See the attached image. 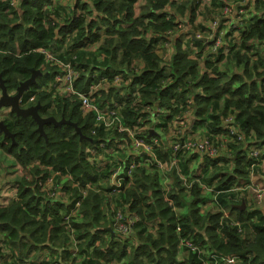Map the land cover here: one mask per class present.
<instances>
[{
	"label": "clouds",
	"instance_id": "9594fccd",
	"mask_svg": "<svg viewBox=\"0 0 264 264\" xmlns=\"http://www.w3.org/2000/svg\"><path fill=\"white\" fill-rule=\"evenodd\" d=\"M0 4L5 5L0 8V11L9 17L12 9H16L17 16L21 18V24H25L19 0H10V2L0 0ZM224 4L223 9L219 6L201 5L200 9L193 13L194 19L189 21V8L183 0H177L176 8H169V5L153 0L149 7L154 12L158 8L166 9L169 12V20L174 13L175 19L182 22L178 28L164 29L156 33L168 41L163 46L166 54L159 58L166 69L165 76L169 75L174 68L179 71L184 70L179 58L175 65L168 58L176 44V37H180L182 42L178 51L186 52L187 59L193 64L199 67L205 57L211 62V67L207 69L209 77L216 75L214 69L219 67L216 64V57L223 51L222 46L228 48L235 45L237 52L240 53L241 62L253 59L251 55L245 56L243 50L250 43L246 37L254 35L259 27L256 21L264 18V10H258L259 5H264V0H259V4L257 0H224ZM89 7L92 17L99 19L100 16L105 15L98 12L94 0H89ZM72 12L73 9L63 0H46L39 15L43 17L44 29L51 31L56 28L61 19L68 18ZM33 15L29 13L28 19L31 20ZM112 15H122V13L114 11ZM104 27L105 25L101 24V29ZM229 29L232 30L231 33ZM259 30L264 33V28ZM56 35L53 32L54 38ZM200 36L206 37L203 41L206 47L202 54L197 47L201 41L196 39ZM23 38V33L11 40L7 35L0 36V40L4 41V44L0 46V103L6 100L9 104L8 108L3 109V117L0 118L5 119L11 125L13 132L24 138L23 144L26 147L16 145L13 155L24 164V179L30 185L33 196L42 197L49 208L57 202L62 205L66 210V221L63 224V230L56 233L51 219L46 215L44 218L39 215L29 217L24 212L23 202L16 200L14 193H7L13 196V200L9 203L18 206L15 216L17 223L11 229L12 236L0 233V264H78L75 257L80 255L79 247L84 249L83 254L87 257L86 264H120L119 248H124L131 255L137 250L138 245L147 253V256L137 252L132 264H174L180 244L187 246L188 253L198 251L204 264H243L239 252L257 243L251 228L255 219L253 217L248 221L247 230L243 227L237 228V221L244 220L245 217L237 216L235 212L230 214L229 206H220L219 201H216V204L220 206L222 216L216 222L215 232L211 234V237L206 229L212 221L198 214L189 217L190 220L195 221V227L183 240L174 234L158 232L153 228L147 236V240L152 241L153 246L148 248L143 233L136 230V221H140L142 217L145 226H150L146 208H150L151 213L158 218L163 206L171 209L177 231H179L183 217L177 202H180L181 207H187L179 200V197H170V192L177 191L171 184H159L160 198H156L152 189L157 185L146 183L151 179L148 176L150 169L155 171L156 178L159 180L174 168L173 179L182 182L186 193L208 191L209 184L203 172L199 173L200 180L192 179L195 166L188 159L189 152L198 153L203 161L205 155L232 157L235 149L243 148L248 158L257 163V167L250 170L264 174V147L249 145V140H257V136L251 128L242 126L236 120L238 109L230 107L228 114L220 115L217 121L233 139L211 136L205 138L195 135L192 121L196 120V114L202 110L201 104L195 97L197 92L203 96L204 90L194 86L195 78L191 73L183 82V87L178 88L174 97L169 98L160 95V92L164 91L166 80H160L158 85L152 82V87H149L147 83H134L137 73L142 72L147 65L140 62L139 54L132 50V45L126 40L119 41L113 60L100 69L102 75L96 76L93 72L91 79L84 77L86 84L75 82L73 86L74 76L68 79H62L59 76L45 77L40 71L33 73V79L28 80L26 76L17 74L31 70L27 64L21 63L18 45ZM209 41H214V45L207 46ZM108 47L110 48L111 44ZM253 48L256 54L255 70L251 64L245 68L242 63H236L235 60L228 61L226 72L229 79L232 73H236L241 78V82L247 84L251 79L257 78V73L264 75V40H256ZM64 59L66 63L70 62L68 55H65ZM37 67L48 71L52 65ZM5 74L9 77L7 86H5ZM140 80L143 81L144 77H140ZM16 89H19L18 95L13 94ZM215 91L219 92L220 89L216 88ZM229 99L236 98L230 96ZM146 100L150 103L146 104ZM28 104L40 105V107H31L28 113L20 112V109ZM13 108L15 112L11 111ZM42 108L44 114L55 116L57 119L42 120L40 116ZM122 109L126 110L125 115L131 113L133 118L132 131L127 134L120 131L124 126L120 119ZM203 110L209 113L219 112L218 109L207 105ZM16 113L25 117L31 113L35 119L18 120ZM173 113H178L180 119H170ZM72 121L76 123L73 124ZM36 123L41 126V132L45 123L54 124L57 129H64L67 126L68 129L76 130L63 133L65 138L61 143L64 147H58L56 151L63 152L65 155L54 158L52 167L47 169L46 177L33 175L32 165L29 164V160L37 159L45 150L39 141L33 144ZM256 127L261 135H264V128L259 124ZM157 129H159L158 134ZM182 139L187 143H182ZM0 141H4L3 147L7 151L10 142L5 140L3 132H0ZM77 166L80 169L79 173L76 170ZM235 166L237 165H233ZM17 168L19 169V165ZM54 169L59 172V178L55 182L52 180ZM106 169L108 172L105 175ZM19 174V171L15 173L17 176ZM65 176L68 179L67 187L60 183ZM125 177L131 178L125 184V190L131 187L138 193L137 202L140 206L135 212L127 206L126 201L121 199L114 200L108 197L105 203L104 185H108L111 192L115 194L121 189ZM11 178L5 166L4 173L0 175V188L6 190ZM215 187L216 183L213 181L211 188L215 190ZM145 188L149 190L148 205L142 203L145 199L142 195ZM249 191V189L233 186L231 188L232 202L239 203ZM93 204L96 206L95 212L89 210L84 213L90 218L94 217L92 223L87 226V236L92 239L86 241L85 238L80 237L74 243L76 233L72 231L73 226L68 221L76 217L82 206L91 207ZM252 207L259 208L261 215H264V195L252 203ZM217 210V207L212 208L213 213ZM200 212L203 213L204 209L201 208ZM156 222L158 223V219ZM33 225H41L42 228H34ZM105 225L108 226V232L113 229L118 230V234L112 237L113 242L118 246L112 255H109V240L104 234ZM234 232L241 239L237 240L233 235ZM197 233L199 234L197 242L200 239L208 241L199 249L192 241V237ZM220 243L223 244V248L219 246ZM69 249H76L71 253L74 257L71 260L67 255ZM188 253L184 254L185 257ZM246 255L251 261L256 253L253 251ZM100 257L103 258L100 259Z\"/></svg>",
	"mask_w": 264,
	"mask_h": 264
},
{
	"label": "trees",
	"instance_id": "16d2710c",
	"mask_svg": "<svg viewBox=\"0 0 264 264\" xmlns=\"http://www.w3.org/2000/svg\"><path fill=\"white\" fill-rule=\"evenodd\" d=\"M140 0H94L95 6L100 13H105V15L100 16L99 19L91 16V8L89 7V0H75L72 7L73 12L71 15L65 19L64 23L60 26H56L54 30H45L43 27V17L39 15L40 9L44 6L46 0H26L21 3V9H23V15L25 19V24H21L20 16H17L15 12H11L13 16H8L1 11L0 13V36L7 35L8 38L14 39L17 36H20L23 33L24 38L19 41V49L21 56V63L27 64L30 67V71L17 73L18 75H24L29 79L34 70H41L38 65H44L43 55L37 50L40 48H53L56 52L60 54L61 57L65 55L69 56V59L74 62L77 69L81 72V80L78 82L81 84H86L87 81L84 80V77L87 76L91 79L92 73L95 72L103 74L100 69L105 67L107 63L114 58V52L118 47L119 41L126 40L132 45V50L139 54V58L143 59L144 64L147 66L143 69L142 72L137 73V79L134 83H147L149 87L153 86L152 82H155L157 85L160 80H166L164 84V91L160 92V95L165 98L174 97L175 91L183 87V82L187 79L188 75L191 73L194 80V86L199 89L204 90V95L201 96L200 92H197L195 99L201 104V111L196 114V117L199 119L196 121L197 125L202 126L206 130H209L210 133L214 135H220L223 131L222 125L218 124L217 121L220 115H226L229 108L238 109L236 112V120H238L242 126L246 128H251L252 132L257 136V140H251L252 145H264V135H261L256 125L259 124L260 127L264 128V75L257 73V78L251 79L249 83L241 82V78L236 73H232L231 79L227 77L226 69L228 67V61L235 60L236 63H242V65L247 68L249 64L252 65L253 70H255L256 60H255V51L253 44L256 40H264V33L260 32V28H264V18L257 20L256 23L259 26L252 36L246 37V40L249 41L248 45L244 47L243 54L245 56L251 55L252 60L240 61V53L237 52L235 45H232L228 50L227 55L224 54V49L216 57V64L219 67L215 68L214 71L216 75L213 77L208 76L207 69L211 67V62L205 57L203 60V68L198 67L193 64L191 60L187 59L186 52H180L178 49L182 46L181 38L176 37V44L174 46L175 53L172 57L171 62L173 65L177 63L178 58L179 62L184 66L183 71L174 70L167 76H165L166 69L163 66V62L160 57L156 54V46L163 41H167L166 38L157 35V32H162L164 29L178 28L181 24L180 21L175 19V14H172L171 20L168 19L169 12L166 9L158 8L155 12L152 10L149 5L153 3V0H150L147 4L148 11L143 13V11L137 15L136 14V5ZM158 3H164L169 5V8L177 7V0H157ZM259 4V0H257ZM195 7L191 6L189 8V21L194 19L193 13L196 12L200 7V2L196 0ZM222 5V3H221ZM258 10H264V5H259ZM114 11L122 13V15H112ZM33 13V18L28 19V14ZM79 13V14H77ZM256 19L255 17L253 18ZM49 23H51L49 21ZM11 24V27H9ZM101 24L105 25L101 29ZM159 25V27H157ZM53 32L57 35L53 37ZM243 35V34H242ZM197 39V38H196ZM201 41L200 39H197ZM56 42V43H55ZM95 48H92L93 45L100 43ZM4 44L3 40H0V46ZM66 45V48L61 49L60 46ZM111 44L109 48L108 45ZM197 47L200 49L201 54L206 45L201 41L197 44ZM92 49V50H91ZM220 51V50H219ZM31 53V55H28ZM147 53V54H145ZM74 57V59H72ZM226 62V69L223 70L221 65ZM195 70V71H194ZM46 71L45 77H52L49 72ZM140 77H144V80L141 81ZM5 84L9 80L8 75H4ZM216 88H219L220 91H215ZM17 90V89H16ZM14 91V93L16 92ZM13 93V94H14ZM234 97L236 99L230 100L229 97ZM146 104L150 101H145ZM32 104L24 105L23 107L31 106ZM213 107L218 109V113H209L204 111V106ZM47 107V105L45 106ZM124 113L126 110H123ZM41 116L49 117L52 115L44 114L43 108L41 109ZM178 113H173L170 115V119H174ZM2 117L3 114L1 113ZM55 117V116H54ZM128 126L132 127V114L129 113L126 115ZM57 118V117H56ZM7 125L9 131L14 134L16 143L14 144L10 137H4L5 140L10 142L9 148L7 151L3 147L4 141H0V149L11 155L15 158L18 164L24 167V164L13 155V150L16 148V145H26L23 144L24 138L19 136L17 133L12 131L11 125L3 118H0ZM32 119L30 117L20 118L18 120ZM33 120V119H32ZM76 123L75 121H72ZM211 126V127H210ZM84 127V125H80ZM195 127V124L194 126ZM38 125L34 124V132L36 133L33 144L36 141L40 142V145L45 149L41 152L37 159L29 160V164L32 165V174H38L41 177L48 176L47 169L52 167L55 157H63L65 153L58 152L56 149L58 147H64L61 143L65 138L63 133L69 131L75 132V128L68 129L65 126L64 129H57L56 126L52 124H45L44 130L47 135V140L45 137L41 136L37 131ZM113 139H115V134H113ZM23 150V149H22ZM77 159H79L77 157ZM190 161L192 158H188ZM224 158H214L212 161L213 169L205 168L203 174L205 179L208 181V184L211 186V183L215 181L216 189L223 190L220 195H218V201L220 206L228 205L230 214L235 212L237 216L243 215L244 220H238L242 227L247 230L248 221L254 217L255 222L251 225L252 231L255 233V238L257 243L253 244L251 248H246L244 251L239 252L240 259L243 261V264H264V218L261 215V210L259 208H253L249 206V197L242 198L239 203H233L232 198L233 194L226 192L228 189H231L236 182L240 179L249 180L251 171L249 167L252 164V159H249L248 156L244 153V149L238 148L234 150V155L232 157L233 165H237L232 168L231 172L228 170H221L223 167L220 166V160ZM227 161V160H226ZM229 161V160H228ZM75 164V162H74ZM43 169V170H42ZM77 173L80 169L77 166ZM211 170V172H210ZM108 169L105 170V175L107 174ZM187 172V168H185ZM54 173H59L54 169ZM148 176L151 177L150 180H147L146 183L157 185L152 189L156 198L159 199L160 188L159 184H162L164 178L161 177L159 180L156 178L155 171L148 172ZM59 178V175L56 179ZM62 181V180H61ZM130 181L128 179L125 184ZM14 182V180H13ZM204 182V181H203ZM61 183V182H60ZM14 184L17 185V192L14 195L16 200L22 201L24 204V212H26L29 217H35L37 215L44 218L45 215L47 218L51 219L53 223V229L56 233H59L63 230V221L64 216L61 212L66 211L62 205L55 204L53 207L49 208L44 202L43 198L34 197L31 191L30 185L25 181V179L16 180ZM166 184L173 185L177 191L170 192V197L176 198L179 197V200L183 202L187 207H181L180 202H177V207L181 208L180 211L185 212L184 215L181 214L183 220L181 221L182 232L177 233V225L175 218L172 214L171 209L167 207H161L159 217H155L150 208H146L148 213L150 226L146 227L142 222L143 217L140 221L136 222V230L140 233H143L145 239L149 233L155 228L158 232H169L178 236L180 239L182 237L187 238L189 234L194 230L195 221L190 220L189 217H192L194 214H198L211 220L212 224L208 226L206 231L211 234L215 232V224L222 216V212L219 210V206L216 203L208 205L204 212L201 213L200 209L204 207L203 203L206 202L207 198H211L209 193H203V190L198 192H192L191 194L186 193L184 188L179 184L178 180H174L173 177H169ZM65 187L68 186V180L66 181ZM105 203H107V198L109 197L106 193L110 192L109 186L105 187ZM148 189L143 190L142 195L145 199L142 201L143 204L148 205L149 201L147 200ZM204 196H206L204 198ZM190 197V198H189ZM189 198V199H188ZM116 199H121L127 202V206L131 208L133 212L137 210L140 204L137 202L138 193L129 187L125 190V185L123 191L117 196ZM13 200V197L10 198L7 204L0 206V233L7 234L12 236V227L15 226V216L18 211V206L15 204H10L9 202ZM242 202H245L246 208L244 210H237L234 208L235 205H241ZM217 207L215 213L212 212V208ZM209 208V209H208ZM95 212V204L88 206H82L80 209V217L77 222L73 223V226L76 230V239L83 237L85 240L92 239L87 236L88 225L92 223L94 217H89L84 213L87 211ZM23 215V213H21ZM158 219V223L156 222ZM237 221V222H238ZM34 228H42L41 225H33ZM107 225H105L104 234L107 235L109 240V255H112L117 250V244L113 242L112 235L107 231ZM117 234V233H115ZM197 235L193 236L197 242ZM233 235L236 239H241L240 236L236 235L234 232ZM208 241L200 239L197 244L199 246L206 245ZM146 246L151 248L153 242L147 240ZM223 248V244L219 245ZM79 247V246H78ZM76 249H70L67 252L68 259H73L74 257L71 253L75 252ZM188 253L184 250L181 245L176 253V258L174 264H201V261L196 253L190 252L188 256L181 258L182 253ZM255 252L256 256L252 257L249 261L246 253ZM80 255L75 257L78 264H86L87 257L83 254L84 249L79 247ZM137 252L140 255L147 256V253L141 250L140 245L137 246V250L133 251L131 255L124 248H119V262L120 264H132L133 259L136 257ZM103 257H100L102 259Z\"/></svg>",
	"mask_w": 264,
	"mask_h": 264
},
{
	"label": "built area",
	"instance_id": "2783aa9c",
	"mask_svg": "<svg viewBox=\"0 0 264 264\" xmlns=\"http://www.w3.org/2000/svg\"><path fill=\"white\" fill-rule=\"evenodd\" d=\"M23 1H24V0H19V6H20V7H21V3H22ZM70 1H71V4L68 5V6H69V7H72V5H73V3H74L75 0H70ZM9 2H10V0H9ZM49 6H50V4H49ZM224 6H225V5H224ZM224 6H223V8H224ZM3 7H5V5L0 4V8H3ZM223 8H222V9H223ZM16 11H17L16 9H12L11 12H15V13H16ZM0 13H1V11H0ZM11 16H13L12 13H11ZM65 19H66V18H65ZM65 19H61V20H60V23L57 25V28H58V26H60L62 23H64ZM50 22H51V21H50ZM229 31H230V30H229ZM231 31H232V30H231ZM196 38H197V39H200L202 42H203L204 40H206V37H204V36H200V37H196ZM167 42H168V41H163V42H161L159 45L156 46V54H157L159 57H161V56H163V55L166 54V51L164 50V47H163V46H164V44H166ZM55 43H56V42H55ZM213 45H214V41H209L207 46H213ZM57 46H60L61 49L66 48V45L61 46V45L58 44ZM222 49H224V52H225V48H224L223 46H222ZM37 51L43 55L44 65H52V68H51L50 71H49L50 74L52 75V77H57V76H59V77H61L62 79H68L69 77L74 76V77H75V81H74V83H73V86H75V82H78L79 80H81V72H80L79 69H77L76 65L74 64V62H73L72 60H70L69 63H66L64 57H61L60 54H59L58 52H56L53 48H40V49H38ZM218 51H219V50H218ZM174 53H175V48L173 47V51L171 52L170 56L173 57ZM193 59H195V58H193ZM199 67H200V68H203V62H202V64H201ZM45 72H46V71H45ZM95 75H96V76H100V75H102V74L96 73ZM86 83H87V82H86ZM123 110H124V109H122V111H121L120 119H121V121H123V125H124V126L120 129V131L123 132V133H125V134H127V133H130V132L132 131V127H130V126L127 125V124H128L127 117H126V115H125V113H124ZM227 114H228V113H226V115H227ZM0 117H2L1 114H0ZM174 119L179 120V119H180V118H179V115L177 114V116L174 117ZM197 120H199V119L196 118V120H195V121H192V122H196ZM192 124H193V126H194L195 123H192ZM222 127H223V126H222ZM158 133H159V129H157V134H158ZM209 136H211V137H216V138L224 137L225 139H229V140L233 139V137L230 135V133H229L226 129H223V131H222V133H221L220 135H214V134L210 133L209 130H206V133L203 135V137L208 138ZM181 142H182V143H187V141L184 140V139H182ZM250 142H251V140H249V145L251 146L252 144H251ZM256 146L264 147V145H263V146H261V145H256ZM242 149H243V148H242ZM194 154H198V153H196V152H189V154H188L189 157H188V158L193 157ZM205 156H206L208 159H210V160H213L214 158H217V157H218V156H215V157H208L207 155H205ZM232 157H233V156H232ZM232 157H227L228 160H229L230 162H232ZM195 161H196V160H194L193 163H194ZM219 163H220V166H223V162H222V160H220ZM194 166H195V171L192 173V179H193L194 181H195V180H200V175H199V173H201L200 170H201L202 168L199 167L198 165H194ZM165 167H167V164H165ZM256 167H257V163L254 162V160H252V164H251V166L249 167V170H250V169H253V168H256ZM150 171H154V170L150 169L149 172H150ZM231 171H232V169H229V170H228V172H231ZM250 171H251V170H250ZM255 172H256V171H251L250 178H249L248 181H247V180L240 179L238 182H236V183L234 184V186L237 187V188H244V189H249V190H250L248 193H246V196H245L244 198H248V197H249V194H250V192H251V188H252V186L254 185V183L252 182V178L254 177V173H255ZM58 175H59V173H54V174H53V176H52V180H53V182H55V181L57 180L56 177H57ZM122 175H123V173H122ZM174 175H175V172H174V168H173L172 171H170L166 176L163 177V178H164V181H163L162 184H166V182L168 181L169 177H173ZM65 177H66V176H65ZM66 179H67V177H66ZM128 179H131V178H129V177H125L124 181H122L121 189H120L118 192H116L115 194H113V193L110 191V192H108V193H106V194H107L109 197L118 196V195L123 191V189H124V185H125V182H126ZM67 180H68V179H67ZM201 183H204V182L201 181ZM61 184L63 185V183H61ZM179 184H180V186L182 187V182H181V181H179ZM107 186H108V185H107ZM182 188H183V187H182ZM222 191H223V190H218V189H216V187H215V190H213V189L211 188V186L209 185V190H208V191H203V193H209L211 198H207V199H206V202L203 203V205H204L203 209L206 208L208 205H212L213 203H216V201H218V195H220V193H221ZM254 191L256 192V199H259V198H261L262 195H264V186H259L258 188L254 189ZM226 192H228V193H232V192H231V189H228ZM232 199H233V198H232ZM241 199H242V198H241ZM240 201H241V200H240ZM56 204H58V202H57ZM178 208H179V207H178ZM219 208H220V206H219ZM61 213H62V215L64 216V221H63V224H64L65 221H66V211H63V212H61ZM79 217H80V210H78L76 217H75L74 219H71V220L68 221V222H70V223L72 224V226H73V223H74V222H77V221L79 220ZM263 218H264V215H263ZM136 222H137V221H136ZM236 227H237V228H240V227H242V224L238 221ZM113 230H114L115 233L118 234V230H117V229H113ZM176 230H177V228H176ZM72 231H73L74 233H76V230H75L74 226L72 227ZM181 232H182V228H181V226H180V229H179V231H177V233H181ZM181 239L183 240V239H186V238H185V237H182ZM192 241H193V244L196 246V248L199 249L200 246L197 244L196 239L192 237ZM75 242H76V238H74V243H75ZM180 245H181V247H182L184 250H186V251L188 252V248H187L186 245H184V244H180ZM70 251H71V249H70ZM193 253H196V254L198 255V257H199V253H198V251H193ZM199 259H200V261H201V264H204L202 258L199 257Z\"/></svg>",
	"mask_w": 264,
	"mask_h": 264
},
{
	"label": "rangeland",
	"instance_id": "374dc122",
	"mask_svg": "<svg viewBox=\"0 0 264 264\" xmlns=\"http://www.w3.org/2000/svg\"><path fill=\"white\" fill-rule=\"evenodd\" d=\"M149 1L150 0H140V2L138 4V7L141 6L143 13H146L148 11L149 8H148L147 4H148ZM190 1L191 0H185L183 3L186 4L189 7L191 5ZM197 1L200 2V6L201 5H211L213 7L219 6L222 9L223 6L225 5L224 4V0H197ZM195 2H196V0H193L192 6L194 5ZM221 3H222V5H221ZM199 9H200V7H199ZM205 10H207V9L205 8ZM137 12H139V10ZM188 19H189V13H188ZM228 50H229V48H225V52H224L225 55H227ZM168 58H169L170 61L172 60V56L169 55ZM226 62H227V60H225L222 63V65H221V67H222L223 70L226 69ZM199 133H200V131L196 132L195 135H199ZM188 157H189V155H188ZM227 157L228 156H226V155H220L219 156V158H224V159H221L222 162H223V166H222L223 168L221 170H229V169H232L233 168V162L228 161V158ZM197 158H199L201 160L199 154H194L193 155V159H197ZM203 161H207L208 168L209 169H213V166H212V161L213 160H210V159H208L205 156V158H204ZM17 165H19V169L17 168ZM5 166H6L7 170H8V173H9L10 177H12V178L10 179L9 186L7 187L6 190L3 189V188H0V193L1 192H4V191H9L10 190V193L16 194V192H17V189H16L17 185L14 184V182L16 180H18V179L21 180V179L24 178V175H25V173H24V167L21 166L20 164H18L17 161L15 160V158L13 156L8 155L7 153L3 152L0 149V175H2L4 173ZM17 171H19V173H20L18 176L15 175V173ZM253 178H252V182L254 183V185L252 186L251 192L249 194V206H252V203H254L257 200L256 199V192L254 191V189L258 188L259 186H264V184H262V183H264V174L257 173L256 177L254 179ZM13 180H14V182H13ZM66 181H67V179L65 177L60 182L63 183V185H65L66 184ZM104 186L107 187V185H104ZM11 196L12 195H9L8 194L4 199L0 200V206L7 204L8 203V199ZM205 197L206 196H204V198ZM116 198H117V196H113L112 197V199H114V200H116ZM180 257L181 258L184 257V253L183 252L181 253Z\"/></svg>",
	"mask_w": 264,
	"mask_h": 264
},
{
	"label": "water",
	"instance_id": "95a60500",
	"mask_svg": "<svg viewBox=\"0 0 264 264\" xmlns=\"http://www.w3.org/2000/svg\"><path fill=\"white\" fill-rule=\"evenodd\" d=\"M24 1H26V0H24ZM37 71H40V72L42 73V75H45V73H46V72H42L41 70H34V71L32 72V74H31V77H30L28 80L33 79V73H35V72H37ZM5 86H6V84H5ZM18 94H19V89L16 90V92L14 93V95H18ZM8 107H9V104L6 102V100H5V102L0 103V111H1L2 109H4V108H8ZM31 107H40V105H31V106H28V107H22V108L20 109V112L28 113V110H29V108H31ZM11 111H12V112H15V109L13 108V109H11ZM16 115H17V117H20V118H21V117H22V118L30 117V118H32L33 120L35 119V117H34L31 113H29V115L26 116V117H25V116H21L20 113H16ZM40 116H41V114H40ZM41 119H42V120H45V121H49V120H56L57 118L54 117V116H49V117H43V116H41ZM72 123H73V122H72ZM45 124H48V123H45ZM45 124H44V126H45ZM73 124H75V123H73ZM37 125H38L37 131L39 132V134H40L41 136L45 137V139L47 140V135H46V133H45L44 126H43V132H41V126H40L38 123H37ZM52 125H54V124H52ZM54 126H55V125H54ZM0 132H3V133H4V137H5V138H6V137H10V138L12 139L13 143H14V144L16 143L15 139H13V137H15L14 134L11 133V132L9 131L7 125H6V124L4 123V121H2V120H0ZM234 208L237 209V210H241V211H242V210H244V209L246 208V204H245V202H242L241 205H235ZM109 233H111L112 237H113V235L115 234V233L113 232V230H112L111 232H109Z\"/></svg>",
	"mask_w": 264,
	"mask_h": 264
},
{
	"label": "crops",
	"instance_id": "0c3cea01",
	"mask_svg": "<svg viewBox=\"0 0 264 264\" xmlns=\"http://www.w3.org/2000/svg\"><path fill=\"white\" fill-rule=\"evenodd\" d=\"M185 0H183V2H184ZM63 2L64 3H67V5H70L71 4V1L70 0H63ZM140 2V1H139ZM139 2L137 3V5H136V14L137 15H139L141 12H142V8H141V6H139L138 7V4H139ZM190 3H191V5L189 6V7H191L192 6V3H193V0H191L190 1ZM195 4V3H194ZM215 5V4H214ZM139 10V12H137ZM230 31H229V33H231V29H229ZM101 44V42L100 43H97V44H95V45H93V47L92 48H95V47H97L98 45H100ZM92 50V49H91ZM139 60H140V62L141 63H144V61H143V59H140L139 58ZM2 114H3V109L0 111ZM0 113V114H1ZM192 123H195V127H193L194 128V134L196 133V132H198V131H200V133H199V135L200 136H203L205 133H206V129L205 128H203L202 126H200V125H197V123L196 122H192ZM190 135H193V134H191L190 133ZM192 159H191V162L193 163V161L194 160H196L194 163H193V165H198L199 167H201L202 169L200 170V172H203V170L205 169V168H208V165H207V161H201L199 158H197V159H193V157H191ZM257 173H258V171H256L255 173H254V178L256 177V175H257ZM253 178V179H254ZM262 184H264V183H262ZM7 193H10V190L9 191H4V192H1L0 193V200H2V199H4L8 194ZM11 197H13V196H11ZM10 197V198H11ZM10 198L8 199V201L10 200ZM181 209V208H180ZM205 209V208H204ZM209 209V208H208ZM181 212V211H180ZM181 214L182 215H184L185 214V212L183 211V208H182V212H181ZM183 252V251H182ZM184 253V252H183ZM185 254V253H184Z\"/></svg>",
	"mask_w": 264,
	"mask_h": 264
}]
</instances>
